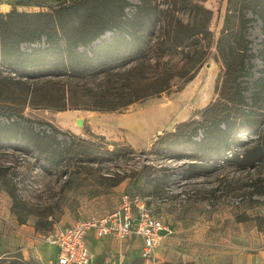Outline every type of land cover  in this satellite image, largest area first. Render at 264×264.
Masks as SVG:
<instances>
[{
    "label": "rangeland",
    "instance_id": "obj_1",
    "mask_svg": "<svg viewBox=\"0 0 264 264\" xmlns=\"http://www.w3.org/2000/svg\"><path fill=\"white\" fill-rule=\"evenodd\" d=\"M77 1L0 0V12L13 8L50 11ZM79 1L85 13L119 11L124 6L130 15L141 2ZM263 1L144 0L155 23L148 20L145 26L143 57L112 62L108 70L82 75L22 77L13 68L2 67L0 216L10 222L3 227L0 264H47L24 253L29 248L28 235L33 236L34 245L46 242L49 232L90 214L109 213L125 193L132 192L146 197L169 226L178 219L216 231L219 237L214 242L221 243L214 245L217 248L235 244L247 251L264 249V157L251 153L263 142L258 130L239 133L238 142L220 155L211 153L212 146H207L209 150L171 148L170 140L152 148L166 132L176 131L179 123L202 121L203 110L220 98L228 65L234 75L243 67L239 80L247 104L242 109H254L263 120L260 128L264 126V8L262 14L254 10ZM205 9L212 11L211 20ZM242 13L250 19L245 34L240 27ZM177 19L197 22L201 29L189 53L190 63L197 65L190 72L195 71L194 78L186 81L189 74L176 76L171 91L122 109L91 107L104 93H119L131 81L141 84L143 77L166 66L173 65L175 71L189 69L190 49L158 53L159 42L173 33ZM111 36L107 32L96 43ZM203 136L200 130L198 139ZM118 148L121 153L110 152ZM191 163L196 166L188 169ZM177 236L180 239L172 242L173 247L189 251L186 235ZM112 239L113 247L111 242L93 243L94 249H106L103 264L108 260L158 264L157 256L145 257L139 244ZM93 248V264L96 259L101 264V255ZM186 263L193 262L180 264Z\"/></svg>",
    "mask_w": 264,
    "mask_h": 264
},
{
    "label": "trees",
    "instance_id": "obj_2",
    "mask_svg": "<svg viewBox=\"0 0 264 264\" xmlns=\"http://www.w3.org/2000/svg\"><path fill=\"white\" fill-rule=\"evenodd\" d=\"M80 4L78 0L72 5H61L50 11H19L13 8L4 14L0 12V69L7 66L18 71V75L22 77L34 78L67 73L82 75L101 69L108 70L112 62L133 61L144 56L147 42L145 26L148 20L155 23L148 15L144 0L136 5V12L131 15L125 11L124 6L119 11L85 13L81 11ZM263 8L264 5L260 4L254 10L261 13ZM205 11L209 15L207 18L211 20L212 11ZM240 19L241 32L245 34L250 19L245 13L241 14ZM198 27L197 22L184 23L177 19L173 24V33L159 42L160 56L180 48L190 49L185 51L190 57L186 63L190 67L186 72L175 71L173 65L166 66L155 75L143 77L141 84L131 81L119 93H104L100 96V102L90 106L105 111L122 109L139 100L171 91L176 76L186 77L189 74L185 80L193 79L197 65L190 63L193 56L189 53L192 39L201 32ZM107 32L112 33L110 39L96 43ZM24 45L28 47L25 48ZM229 68L228 65L219 100L203 110L202 121L179 123L176 131L166 132L152 148L158 144L166 145L165 141L170 140L167 145L171 148L185 150L193 146H204L202 149L209 150L207 146H212L211 153L220 155L238 142L239 133L258 130L263 135V142L253 147L251 153L264 157V126L260 128L263 120L254 109L248 112L242 109L247 104L239 80L243 67L235 75ZM193 70L195 71L190 74ZM4 79L0 70V92L4 87ZM200 130L204 136L198 139ZM3 133L1 130L0 137ZM121 151L118 148L110 152L118 154ZM251 160L250 163L253 164L254 161ZM194 166L195 163H191L188 169Z\"/></svg>",
    "mask_w": 264,
    "mask_h": 264
},
{
    "label": "built area",
    "instance_id": "obj_3",
    "mask_svg": "<svg viewBox=\"0 0 264 264\" xmlns=\"http://www.w3.org/2000/svg\"><path fill=\"white\" fill-rule=\"evenodd\" d=\"M165 229L164 216L154 211L146 197L139 193H125L113 211L104 215L90 214L49 232L45 241L57 246L58 252L56 261L47 264H93V254L87 242V235L92 230L99 238L113 235L125 240L138 236L143 241V255L151 258Z\"/></svg>",
    "mask_w": 264,
    "mask_h": 264
},
{
    "label": "crops",
    "instance_id": "obj_4",
    "mask_svg": "<svg viewBox=\"0 0 264 264\" xmlns=\"http://www.w3.org/2000/svg\"><path fill=\"white\" fill-rule=\"evenodd\" d=\"M5 222H10L9 220H5L2 217V213L0 216V254L2 250V236H5L3 227L6 225ZM178 219L174 220L170 226L167 225V229H165L162 234L163 237L159 244H157L152 251V256H157L158 264H180L185 262H193L194 264H264V249L258 248V250L247 251L240 246L235 244H225L224 246L228 248H217L214 246H220L221 243L214 242L216 237H219L216 234V231L202 229L198 224H195L194 221H191L186 225L182 223ZM168 226L172 227L171 231L168 230ZM185 226H189L186 228ZM199 226V227H198ZM8 232V231H7ZM172 232V234H170ZM186 235V239L189 242L190 248L189 251L184 250H176L172 245L175 239H180L177 236L179 233ZM106 237H112L120 242H128L129 240L133 241L135 245H140V248L143 247V241L138 236H133L125 240H120L113 235H107L102 238H99L95 235L94 231H90L87 235V242L89 248L93 254L92 248L94 246L93 243H96L99 246H102L104 242H111L110 246L113 247L115 244V240L112 238L106 239ZM185 238V237H183ZM27 240L29 243V250L24 249L25 254H29L28 256H34L36 260H42L47 262H55L56 255L58 252V248L55 245H51L47 242H42L38 245H34V238L32 235L27 236ZM95 244V246H96ZM211 244L212 246H209ZM107 248V247H106ZM98 251L97 253L101 255L100 262L104 263L103 256L104 251L101 247L98 249H94ZM121 255L124 256L125 251H121ZM94 255V254H93ZM26 256V255H25ZM27 257V256H26ZM94 257V256H93ZM1 258V257H0ZM97 260V259H96ZM95 260V264H96ZM107 264H118L115 260L107 261Z\"/></svg>",
    "mask_w": 264,
    "mask_h": 264
},
{
    "label": "water",
    "instance_id": "obj_5",
    "mask_svg": "<svg viewBox=\"0 0 264 264\" xmlns=\"http://www.w3.org/2000/svg\"><path fill=\"white\" fill-rule=\"evenodd\" d=\"M78 123H79V124H82V119H79V120H78Z\"/></svg>",
    "mask_w": 264,
    "mask_h": 264
},
{
    "label": "bare ground",
    "instance_id": "obj_6",
    "mask_svg": "<svg viewBox=\"0 0 264 264\" xmlns=\"http://www.w3.org/2000/svg\"><path fill=\"white\" fill-rule=\"evenodd\" d=\"M93 260H94V258H93ZM93 260H92V262H93Z\"/></svg>",
    "mask_w": 264,
    "mask_h": 264
}]
</instances>
